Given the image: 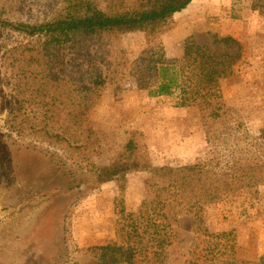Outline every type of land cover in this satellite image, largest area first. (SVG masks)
Segmentation results:
<instances>
[{"label": "trees", "instance_id": "16d2710c", "mask_svg": "<svg viewBox=\"0 0 264 264\" xmlns=\"http://www.w3.org/2000/svg\"><path fill=\"white\" fill-rule=\"evenodd\" d=\"M192 1L59 0L60 7L41 21L3 19L4 26L26 38L1 56L16 101L7 114L9 131L81 152L85 128L108 83L131 76L150 98H174L179 108H195L208 143L216 147L209 159L185 166H153L138 137L129 139L107 166H81L72 158L80 179L86 174L94 185L121 181L122 193L129 175L150 174L145 181L149 206L127 213L120 203L116 240L92 248L95 264H179L181 216L227 198H258L264 189V129L236 137L225 120L229 109L219 74L235 63L237 54H217L191 40L180 59L166 54V17ZM136 32L146 35V46L130 62L119 42ZM216 43L238 46L231 38H216ZM235 233H220L219 247L198 244L182 264H264V255L257 261L238 258Z\"/></svg>", "mask_w": 264, "mask_h": 264}, {"label": "rangeland", "instance_id": "374dc122", "mask_svg": "<svg viewBox=\"0 0 264 264\" xmlns=\"http://www.w3.org/2000/svg\"><path fill=\"white\" fill-rule=\"evenodd\" d=\"M59 7V0H0V264H95L92 248L116 240L120 203L127 213L149 206L145 190L149 173L129 175L122 193L121 181L94 185L86 174L80 179L72 158L81 166H107L132 137L141 139L156 167L205 161L216 149L208 143L195 108H179L174 98H150L131 76L108 83L85 128L86 149L81 152L9 131L7 114L16 101L1 56L26 38L4 26L3 19L41 21ZM197 10L196 32L175 49L177 34L172 32L180 21L167 24L171 35L167 43L164 26L168 58L180 59L188 40L217 54H237L235 63L219 74L229 109L225 120L235 128L236 137L264 129V0L248 2L246 8L241 4L222 15L221 22L211 9L199 20L203 10ZM216 38H231L239 47L216 43ZM119 45L132 62L145 48L146 35L127 34ZM178 228L183 238L179 264L198 244L202 249L219 247L223 241L218 235L231 230L236 232L238 258L257 261L264 255V189L258 198L246 195L201 206L195 215L181 216Z\"/></svg>", "mask_w": 264, "mask_h": 264}, {"label": "crops", "instance_id": "0c3cea01", "mask_svg": "<svg viewBox=\"0 0 264 264\" xmlns=\"http://www.w3.org/2000/svg\"><path fill=\"white\" fill-rule=\"evenodd\" d=\"M234 1L237 5L233 4ZM251 1L253 0H210V3H208V0H193L192 3L182 12L173 13L166 17V24H164V26H166L165 29L167 30V32L164 35V41L167 43L171 36L169 31L170 29L167 24H170L174 21L180 22L178 24L179 26L176 28L177 30L174 29V31L172 32L174 34H177V37L173 40V49H175L177 43H183L188 37L192 36L196 32V28L198 26L196 25L198 22L196 18L197 7H200V11L203 10V14L199 15V20H202V17H204L208 10L211 9V12H213L215 16L218 17L216 18V20L219 22L220 18L222 19V15H226L228 11L234 12V9L241 4H244V8H246L248 6V2H250L251 4ZM175 54L177 56V52Z\"/></svg>", "mask_w": 264, "mask_h": 264}]
</instances>
